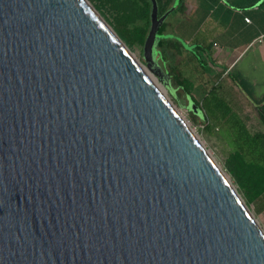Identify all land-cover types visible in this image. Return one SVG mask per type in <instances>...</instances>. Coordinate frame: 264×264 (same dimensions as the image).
<instances>
[{"label": "water", "instance_id": "1", "mask_svg": "<svg viewBox=\"0 0 264 264\" xmlns=\"http://www.w3.org/2000/svg\"><path fill=\"white\" fill-rule=\"evenodd\" d=\"M149 1L165 81L179 0ZM0 264H264L236 190L87 0H0Z\"/></svg>", "mask_w": 264, "mask_h": 264}, {"label": "rangeland", "instance_id": "2", "mask_svg": "<svg viewBox=\"0 0 264 264\" xmlns=\"http://www.w3.org/2000/svg\"><path fill=\"white\" fill-rule=\"evenodd\" d=\"M87 2L145 66L143 43L133 39L132 34L135 28L146 25L142 3L137 0H87ZM170 19L171 17H166L164 21L170 22ZM178 60L181 63L180 71L187 74V70L190 69L188 60L182 55ZM149 73L165 90L172 106L198 137L217 167L226 175L264 233V192L255 194V191H251L250 197L244 185L249 167L264 168V143L257 137L264 134V124L257 108L239 91L227 88L226 95L220 97L212 90L213 87L204 86V82L198 81L199 78L196 77L195 89L192 92L198 104L199 115L194 114L190 106L194 110H197V107L181 89L168 88L165 81L154 72Z\"/></svg>", "mask_w": 264, "mask_h": 264}, {"label": "crops", "instance_id": "3", "mask_svg": "<svg viewBox=\"0 0 264 264\" xmlns=\"http://www.w3.org/2000/svg\"><path fill=\"white\" fill-rule=\"evenodd\" d=\"M167 17L162 36L181 44L176 60L189 62L188 73L180 72L194 99L198 77L220 97L231 88L256 108L264 104V0H179Z\"/></svg>", "mask_w": 264, "mask_h": 264}, {"label": "trees", "instance_id": "4", "mask_svg": "<svg viewBox=\"0 0 264 264\" xmlns=\"http://www.w3.org/2000/svg\"><path fill=\"white\" fill-rule=\"evenodd\" d=\"M143 5V17L146 20L145 27L135 28L132 31L133 39L139 41L140 43L144 42V39L147 35L149 29V13H150V1L149 0H137ZM158 7V15L161 16L172 4L173 0H156ZM165 33V23L159 27L158 34L163 35ZM181 48V44L173 39V38H164L161 37L157 43V56L156 60L158 61L159 66L163 70L166 75L165 84L168 88H179L184 94L188 97L190 102L195 104L197 110H194L192 106H190V110L192 113H196L199 115L198 104L195 102L193 96H191L190 92L192 89V85L189 80L184 78L180 72V64L177 62V57L179 56V49ZM201 65V62H199ZM213 90V88H212ZM257 110L261 115V119L264 124V104L257 106ZM262 143H264V134L257 136ZM234 173V172H233ZM245 188L247 190L248 195L251 197L252 192L255 191V194H260L264 192V168L263 167H249L248 168V176L246 181H244Z\"/></svg>", "mask_w": 264, "mask_h": 264}, {"label": "bare ground", "instance_id": "5", "mask_svg": "<svg viewBox=\"0 0 264 264\" xmlns=\"http://www.w3.org/2000/svg\"><path fill=\"white\" fill-rule=\"evenodd\" d=\"M89 4V3H88ZM90 5V4H89ZM90 7H92L90 5ZM93 8V7H92ZM95 10V9H94ZM97 13V12H96ZM98 14V13H97ZM99 18L104 22V24L110 29L112 30V28L103 20V18H101V16L98 14ZM129 50V49H128ZM131 53V52H130ZM132 54V53H131ZM132 56L134 57L135 60L138 61V59L132 54ZM139 62V61H138ZM142 69L143 71L147 74V76L153 81V83L156 85V87L158 88V90L160 91V93L167 99V101L171 104V102L168 100V98L166 97L165 94V90H163L162 86L160 84H158L155 80V78L149 73V69L145 68V66L142 65ZM172 105V104H171ZM173 107V106H172ZM174 108V107H173ZM175 110V108H174ZM176 111V110H175ZM176 113L178 114V116L181 118V120L184 122V124L187 126V128L190 130V132L195 136V138L199 141L198 137L193 133V131L191 130V128L188 126V124L182 119L181 115L176 111ZM200 143V141H199ZM201 144V143H200ZM202 146V145H201ZM205 150V149H204ZM206 151V150H205ZM207 152V151H206ZM208 153V152H207ZM209 155V154H208ZM210 156V155H209ZM222 172V171H221ZM223 173V172H222ZM224 175V173H223ZM225 178L228 180V178L226 177V175H224ZM229 182V180H228Z\"/></svg>", "mask_w": 264, "mask_h": 264}, {"label": "built area", "instance_id": "6", "mask_svg": "<svg viewBox=\"0 0 264 264\" xmlns=\"http://www.w3.org/2000/svg\"><path fill=\"white\" fill-rule=\"evenodd\" d=\"M245 21L248 22L249 20L246 19ZM261 38H262V36H259V37H258V40L260 41Z\"/></svg>", "mask_w": 264, "mask_h": 264}]
</instances>
